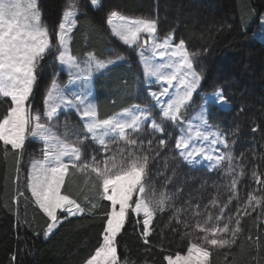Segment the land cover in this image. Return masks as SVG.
<instances>
[{
    "label": "trees",
    "instance_id": "16d2710c",
    "mask_svg": "<svg viewBox=\"0 0 264 264\" xmlns=\"http://www.w3.org/2000/svg\"><path fill=\"white\" fill-rule=\"evenodd\" d=\"M40 1L42 7L44 2L47 3L49 14L54 19L53 28L57 29L67 0ZM77 1L81 11L72 34L71 53L78 57L93 53L105 60L116 43L106 18V12L115 10V0H104L105 3L99 8L89 6V0ZM108 2L113 5L112 8L107 7ZM124 2V14L130 15L137 3L132 0ZM148 2V9L137 14L154 16L158 20L157 11L162 13L161 9L169 5L180 17L179 20L176 17L171 20L172 16L170 18L164 12V20L161 17L158 21L161 35L173 32L179 25L186 36L178 31L175 32L176 38L179 41L183 39L192 51L199 48L207 53L196 63L197 70L204 76L200 93L222 89L231 104L229 110L214 109L210 121L227 132L229 151L236 168L238 166L240 171L243 170V176L236 185V200L229 203V195L235 196V192L218 191L223 179L220 177L222 171L210 172L186 165L175 147L178 129L169 124L165 146H159L153 138L146 181L160 192L169 191L171 199L164 211L155 213L151 231L146 237L147 243L144 242L142 218L133 216L126 222L118 236V253L121 260L126 259L128 264H166L165 256L187 253L189 241L196 242L197 237L202 235L195 228L199 218L216 217L224 205H227L223 207L225 214H234L238 203L244 205L247 201L250 190H254L258 198L264 197V188L253 176V172H256L264 179V41L253 35L259 16L264 12V0ZM252 16L253 19L257 17L255 24L250 26ZM53 28L49 27L50 34ZM116 46L118 53L128 54L129 50L124 45L116 43ZM127 57V62L110 68L94 79L101 117H107L137 99L136 64L134 58L130 55ZM52 60V57H46L41 61V76L30 97L34 110L43 109L46 92L55 75L46 73L44 68ZM197 103L198 100L195 105ZM7 110L8 105L0 103V118ZM71 116L72 122L82 129L78 117L72 113ZM149 134L150 130L142 134L145 152H148ZM31 146L28 144V150L32 149ZM92 148L96 146L92 144ZM26 154L20 159L17 182V158L9 153L5 160L0 142V264H84L102 243V214L108 202L98 201L102 206L96 214L70 217L45 238L43 233L47 228V218L26 189ZM138 154L143 153L138 151ZM93 184V180L78 176L70 187L79 197L94 198ZM17 189L24 193L18 202L15 199ZM213 198L218 202L216 207L210 206ZM149 202L155 207L154 200L150 198ZM196 205H200V208L197 209ZM205 205L209 207L205 209ZM194 211L199 212L200 216L191 214ZM247 211L250 215L242 219L244 231L238 243L231 248L211 249L209 264H264V199L260 205L253 203ZM177 220L183 222L178 223Z\"/></svg>",
    "mask_w": 264,
    "mask_h": 264
},
{
    "label": "snow or ice",
    "instance_id": "6c2138e0",
    "mask_svg": "<svg viewBox=\"0 0 264 264\" xmlns=\"http://www.w3.org/2000/svg\"><path fill=\"white\" fill-rule=\"evenodd\" d=\"M101 0H89V6L97 7ZM79 9L75 4H69L63 13L58 31L53 28L51 34L49 28L42 22L40 0H0V103L8 105L6 114L0 118V142L3 145L5 160L9 153L16 159V181L19 182L20 159L28 150V144L35 140L44 142L41 149L42 159L31 161V170L26 173V189L30 191L38 209L47 218V228L43 235L47 238L53 231L70 217L82 215L87 210L88 215H94L102 206L95 202L107 201L103 218L102 243L98 245L94 253L85 260L84 264H128V261L118 253V236L125 227L126 222L133 216L143 215V236L149 235V224L157 211H164L171 197L160 194V198L152 203L143 198L146 190V176L148 173V161L151 158L153 138L159 146L166 145L167 127L169 124L182 125L184 112L190 107L193 93L200 86L202 76L193 68L192 58L189 55L185 41L181 39L173 43L174 35L166 36L162 43H156V20H132L119 16L117 12H111L107 23L111 26L112 34L124 45L132 48L139 47L141 34H147L153 41V50L174 49L173 56L178 57L169 65H157L145 57L144 51L139 52L143 61V76L151 84L150 78L164 81L176 89L173 97L161 102L160 97L168 95L169 88L163 87L160 93L148 92L152 101L140 108L134 106L125 110L116 117L98 119L94 104L87 102V93L76 94L73 99H67L55 80L46 93L44 99L45 110L43 113L31 108L30 97L33 96L34 87L41 76L42 65L46 57H52L61 66H66L70 82L75 69V79L81 80L82 87H86L91 80L92 69H108L124 61V57L117 55L107 61L98 60L94 54H89L81 62L69 54L68 43L71 40L69 33L75 27V18ZM115 20L121 23H114ZM147 44V40L144 41ZM164 55V51H161ZM164 68H174V71L165 72ZM176 81L177 84H173ZM227 97L223 90H217L203 100V107L198 115L202 122L201 128L195 131L196 138L208 139L210 127L209 117L214 109H222L227 105ZM61 104L69 109L75 108L83 121V130L75 132L76 140L68 142L52 130L51 121L56 116ZM159 108L153 116V110ZM82 109V110H81ZM150 130V138L147 139L148 152L144 151L142 134ZM191 132V128L189 129ZM256 131V128H253ZM163 134V136H157ZM213 145L222 143L225 148L229 146V140L224 133L216 130L209 133ZM122 142L126 146L119 147ZM98 145L92 148V144ZM110 144H117V151L106 159H98L100 151L111 152ZM10 146V147H9ZM175 147L180 149V157L187 165L196 164L197 157L204 156L208 161H214L212 167H218L227 163L231 169L233 157L231 154L217 155L213 157L207 154L203 147H195L193 136H181L176 140ZM91 151V155L89 152ZM138 151L143 153L138 154ZM121 157L120 162L116 156ZM67 158V160L65 159ZM71 167L73 170L94 174L93 187L96 197L84 196V207L76 199L61 193V187L65 183V174ZM235 175V169H232ZM243 170H241V175ZM256 182L264 188V179L253 172ZM237 181H232L231 188L236 189ZM24 193L17 189L19 197ZM135 197V198H134ZM229 203L233 196L229 195ZM264 197L258 198L249 194L246 205L238 203L236 211L227 215L222 206L220 214L215 217V223H211L209 216L203 224L197 222L195 228L202 235L196 242L189 241L187 255L179 254L173 257H164L167 264H209L211 249L231 248L238 243L239 236L244 231L242 219L250 215L248 207L253 203L260 205ZM218 204L215 198L210 200V206ZM197 209L200 205H196ZM205 209L209 205L204 206ZM253 210H255L253 208ZM197 215L200 213L197 212ZM18 215V213H17ZM139 222V220H137ZM178 223L183 222L177 220ZM251 239V237H249ZM15 260V257H12Z\"/></svg>",
    "mask_w": 264,
    "mask_h": 264
},
{
    "label": "rangeland",
    "instance_id": "374dc122",
    "mask_svg": "<svg viewBox=\"0 0 264 264\" xmlns=\"http://www.w3.org/2000/svg\"><path fill=\"white\" fill-rule=\"evenodd\" d=\"M124 1L125 0H115V3H116V5L114 6L115 7V10L117 11L118 14H119V11L121 13H123V14H119V16L125 17L128 21H132V20H152V19H155L154 16L137 14L140 11H145L146 9H148L147 8V6H148L147 4L149 3L148 2L149 0H139V1L138 0H132L133 3H135V4L137 3L136 4L137 7H136L135 10L130 11L131 12L130 15L124 14V4H126ZM123 2H124V4H123ZM138 2H140V4H138ZM45 3L46 2L43 3L44 7H42L41 6V1H40V7H41V12H42V22L48 28L49 27L50 28H53V26H54L53 20L54 19L52 18V15L49 14L50 12H49V9L47 8V3L46 4ZM104 3H105L104 0H101L100 5L97 6V7H100ZM69 4H75V5H77V7L79 9V12L81 11L80 10L81 8L79 6V1H77V0H67L66 3L64 4L63 12H62V15H61V21H62V18H63V13L68 8ZM107 7H111L112 8L113 5L110 2H108L107 3ZM125 8H127V6H125ZM125 10H127V9H125ZM161 10H163L162 13L159 12V11H157L158 12V14H157L158 21L161 19V17H162V20H164V18H165V16L163 15L164 12H166V15L167 16H170V18L172 16L171 20L172 19H175V17L178 20L180 19L179 15H177L176 12H174L175 10L172 7H170L169 5L167 7L162 8ZM111 11H114V10H111ZM111 11L106 12L107 13V17L106 18H108V15H109V13ZM175 15H177V16H175ZM254 17L255 18L253 19V16H252V19H250V21H249L250 26H253L255 24V22H256V17L257 16H254ZM158 21H157V25H158ZM114 23H117L118 24V23H121V21L115 20ZM177 26L178 27H176V29L173 32H170L167 35H165V37H166L169 34H173L174 35V39H173V43L174 44L179 42V40L176 38V33L175 32H178L179 31V33L181 35L186 36L183 28L181 26H179V25H177ZM56 30L58 31L59 29L57 28ZM195 30H197V29H195ZM158 32H159V30H158V27H157V32L155 33L156 42L158 40L160 43H162L165 37H163V38L159 37ZM253 35L257 39H260V40H263L264 41V12L262 14H260V16H259V23L255 27L254 32H253ZM145 36H147V34H143V33L141 34L140 41H138V43H139L140 46L139 47L133 46L131 48V51L128 48L129 52H128L127 55H130L132 58H134V60L136 62V80H137V83H138L137 86H138V90H140V92L142 91V97L146 100L147 98H151L148 95L149 90L150 91H155L157 93H160L162 91V88L163 87H168L169 88L168 95H165V96H161L160 97L161 102H164V101H167L170 97H173L175 95L176 89L175 88H172L171 86H169L166 82H164V81H158L155 78H150L152 82L149 85V83L145 80V77L143 76V67H142L143 66V61H142V66H141V64L136 61L135 56H139V52L140 51H144L145 57L148 58L150 60V62H152L154 64H157V65H160V64L169 65V64H172L174 61H177L179 58L172 55V52H173L174 49L164 50V49L157 48V49L153 50V41L150 40V39L148 40L149 45L143 46L144 45L143 39L145 38ZM114 41H115V39H114ZM119 41L116 40V43L122 45L123 42L121 41L122 42L121 43ZM116 43L111 48L110 53H109V56H108V58L105 61H107L108 59H113L117 55H120L121 56V54L116 51V49H117ZM201 45H203V44H201ZM205 46H207V44H205ZM186 48H187V51H188L189 55L192 58L193 68L196 71L195 67H196L197 61L201 57L207 56V53L205 51L199 50V48H194L195 51H192V50H190L188 48L187 45H186ZM161 51H164V55H161L160 54ZM69 54H70V52H69ZM127 55L125 56L126 57L125 58L124 57V54H122V56L125 59L128 60ZM86 58L87 57H85L82 60H79V59H77V60L83 62ZM52 61L53 62H51V63L49 62L48 65H47V67L44 68V70H45L46 73H49V74L55 73L53 79L50 82L49 88L51 87V84H52V82L54 80L57 83V85L61 88L62 85H63L62 84V81H60V78L63 77L62 76V73H61V68L58 67L57 61L56 62H54V60H52ZM63 67L65 69H67L66 66H63ZM109 67H111V65ZM103 70L104 69H95L93 67L91 79H93L95 77V74L101 73V71H103ZM163 70L165 72H170V71H174L175 69L174 68H164ZM75 72H76V70L74 69L73 70V73H74L73 76H75ZM201 83H202V80H201ZM201 83H200V86H201ZM173 84H177V82L176 81H173ZM200 86L193 93L192 100L189 102L190 103V107L184 112L185 119H184L183 124L182 125H176L177 129L179 130L178 139L181 136L187 137L188 135L191 134L193 136L194 146L195 147H197V148L203 147L204 149L207 150V154L208 155H212L213 157H215L217 155H225L226 153L224 151V145L222 143L213 145L210 142L211 139H212V137L209 135V133L215 132L216 130H219L220 132L224 133L221 129H219L220 128L219 126H218L219 127L218 128V127H215L217 125H214L213 123L212 124L210 123L211 122L210 121V118L211 117H209V125H210V127L208 129V132L205 133V135H208V139L196 138L195 137V131L197 129H200L201 128V124H202V122L200 121V119H198V115H199V113L202 110L203 100L206 97H208L209 95L212 94L211 93V94H207V95H201L200 92H199ZM92 88H93V83H92V80H90V83L86 87H84V90H83V91H85L87 93V102H90V103H93L94 102L95 96H96V93H94L93 96L90 95V91L93 92V89ZM45 97H46V95H45ZM195 97H196V99H195ZM194 99H195V101H194ZM197 100L199 101L198 105L201 103L200 107L190 113L189 112V109H192V108H194L196 106L195 103H196ZM150 101H151V103H155V101H152L151 99H150ZM135 102L128 104L127 105L128 109H132L134 106H139L140 108H144V107H142V106H140L138 104H135ZM133 104H135V105H133ZM198 105L196 107H198ZM31 108L33 109L32 105H31ZM224 108H226V109H229L230 108L229 102H227V105ZM128 109H126V110H128ZM157 110L159 111V108L158 107L156 109H154V111L158 112ZM34 111H39V112L43 113L44 109H42L41 111L40 110H34ZM116 116H114V117H116ZM51 124L53 126L52 127V130L53 131H59L60 129H62V131L64 132V134H66V136H67V134H69V135L73 136L74 140L77 138L76 135H74V133L83 130V129H80L78 125H76V124H74L72 122V116L68 112H65L64 113V112L58 111L57 114H56V116L51 121ZM190 128H191V132L189 131ZM30 144L32 145L31 146L32 149L28 150V153L27 154L25 153L26 154V158H25V161H24V168H25V171H26L25 172V175H26L27 171H30L31 170V161L33 159H42L41 149H43L45 147L44 145H42L38 141H35V142H33V144L32 143H30ZM123 145L124 144L122 142L119 143V147H125L126 148V145H124V146ZM109 147L111 149V152L100 151L99 152V155H98V159H106L107 157H109L110 155H112L114 152L117 151V144H110ZM226 149L229 150V147L226 148ZM178 150H179V153H180V149H178ZM89 154L91 155L92 153L90 152ZM228 154H231V153L228 152ZM116 160L119 163L120 160H121V157L119 155H117L116 156ZM197 161L198 162L196 164L190 165V166L192 168H203L204 167V168H206L208 170H213L215 172H218L219 170L222 171L223 174L220 177L223 178V179L220 180V184H219V187L220 188L218 189V191H225V192L226 191H231L232 190V188H231L232 181L235 179L238 182V180L243 176V174L241 175V171L239 170L238 166L236 168V164L234 162V159H233V162H232V168L231 169L227 166V163L226 162L225 163H222L218 167H212L214 161H208V160H206L204 158V156L197 157ZM232 169H235V173H236L235 175H233ZM147 186H146L145 193L143 194V198L146 201H149V199L151 198V200H154V202H155L156 200H158L160 198V194L161 193H164L167 196L169 194V191H161L160 192L159 189L152 188V186H150V183L147 184ZM252 193H254V195H256V193L254 192V190L248 191V194H252ZM236 198L237 197H236V192H235V196H233L232 201L233 200H236ZM246 202L244 203V205H246ZM196 213L197 212H195V213L191 212V214H193L194 216L199 217L200 214L197 215ZM227 215H232V214L231 213H227ZM141 216H142V219H143V215L142 214H141ZM207 219H208V217L207 218H199L198 219V222H201V224H203L205 222V220H207ZM153 220H154V218L152 219V221L149 224V233L151 231V225H152ZM210 222L211 223H215V217H212V220ZM179 255L185 256V255H187V253H185V254H179ZM172 256L175 257V255H172Z\"/></svg>",
    "mask_w": 264,
    "mask_h": 264
},
{
    "label": "crops",
    "instance_id": "0c3cea01",
    "mask_svg": "<svg viewBox=\"0 0 264 264\" xmlns=\"http://www.w3.org/2000/svg\"><path fill=\"white\" fill-rule=\"evenodd\" d=\"M111 14V13H110ZM109 14V15H110ZM108 15V17H109ZM76 20V18H75ZM109 25V24H108ZM75 26H76V23H75ZM75 27L72 28V31L69 33L70 35L72 34L73 30H74ZM109 28H110V31H111V34H112V30H111V26L109 25ZM113 37H115L113 34H112ZM116 38V37H115ZM117 39V38H116ZM70 42L71 40L69 41L68 43V48L70 49ZM71 56H73L72 54H70ZM75 57V56H73ZM76 58V57H75ZM77 59V58H76ZM60 68H61V71L64 72V73H67V69H65L64 67H62L60 65ZM68 74V73H67ZM72 82H70V76L68 74V78L66 81L62 82L63 86H67L68 88V92L70 93V96H66L62 90H61V93L67 98V99H73L74 100V97L76 94H80L81 92H85L83 91L84 90V87H82V83H78L76 82V80H73L71 79ZM93 83V92L90 91V95H94L95 93V86H94V82ZM61 89V88H60ZM95 105L96 107V111H97V118H98V100L96 99V96H95V100L94 102L92 103ZM44 110H45V105H44ZM58 111H61V112H70V111H74L76 113V115L81 119L80 117V113L75 109V108H71L69 109L68 107H66L65 105L61 104V107L60 109H58ZM124 112V111H122ZM121 113V112H120ZM53 127V126H52ZM56 132V134L58 136H60L61 139H67L68 142H74V138L73 136L67 134H64V132L62 131V129H60L59 131H54ZM76 140V139H75ZM35 141H38L40 142L42 145H44V142L43 141H40V140H35ZM45 146V145H44ZM67 160V158H65ZM78 176H83L84 178H87L88 180H93L95 182V176L94 174H89V173H82V172H79V171H76V170H73L71 167H69V170L66 172L65 174V183L62 185L61 187V193L64 194V195H68L70 198L72 199H76L78 203L81 204L82 207H84L86 201L84 200V198L82 197H79L76 195V193L74 191L71 190V184H72V181L75 180V178H78ZM95 192V191H94ZM94 197H96V192L94 194ZM98 201H100L99 199H96L95 202L98 203ZM82 215H87V210H85V213L82 214ZM77 216H81V215H77Z\"/></svg>",
    "mask_w": 264,
    "mask_h": 264
}]
</instances>
